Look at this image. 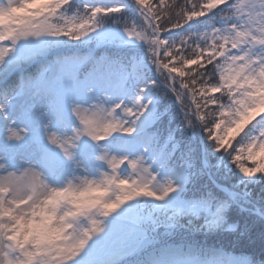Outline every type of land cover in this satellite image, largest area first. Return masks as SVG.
Returning a JSON list of instances; mask_svg holds the SVG:
<instances>
[{
    "label": "snow or ice",
    "instance_id": "snow-or-ice-1",
    "mask_svg": "<svg viewBox=\"0 0 264 264\" xmlns=\"http://www.w3.org/2000/svg\"><path fill=\"white\" fill-rule=\"evenodd\" d=\"M0 264H264V0H0Z\"/></svg>",
    "mask_w": 264,
    "mask_h": 264
},
{
    "label": "trees",
    "instance_id": "trees-1",
    "mask_svg": "<svg viewBox=\"0 0 264 264\" xmlns=\"http://www.w3.org/2000/svg\"><path fill=\"white\" fill-rule=\"evenodd\" d=\"M257 191V188L255 189V192ZM258 228V227H257ZM259 229V228H258Z\"/></svg>",
    "mask_w": 264,
    "mask_h": 264
}]
</instances>
